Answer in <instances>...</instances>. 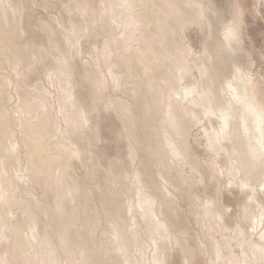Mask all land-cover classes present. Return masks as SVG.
<instances>
[{"label": "rangeland", "instance_id": "1", "mask_svg": "<svg viewBox=\"0 0 264 264\" xmlns=\"http://www.w3.org/2000/svg\"><path fill=\"white\" fill-rule=\"evenodd\" d=\"M77 1L0 12V264H264V0H173L200 19L180 29Z\"/></svg>", "mask_w": 264, "mask_h": 264}, {"label": "bare ground", "instance_id": "2", "mask_svg": "<svg viewBox=\"0 0 264 264\" xmlns=\"http://www.w3.org/2000/svg\"><path fill=\"white\" fill-rule=\"evenodd\" d=\"M3 1H4V2H3ZM3 1L0 0V2H2V5H1V3H0V6H1V7H0V12H2L4 15H6V14H7V13H6V12H7V10H6V8H7L6 6H7V4H6V6H3V5H4L3 3H5L6 0H3ZM28 1H29V0H28ZM42 1H43V0H42ZM79 1L81 2V0H78L77 2H79ZM82 1H83V0H82ZM85 1H86V0H84L83 3L86 5V2H85ZM87 1H88V0H87ZM118 1H119V0H118ZM120 1H121V0H120ZM125 1H126V0H125ZM132 1H134V0H132ZM132 1H131V2H132ZM136 1H138V0H136ZM140 1H141V0H140ZM142 1H143V0H142ZM142 1H141V2H142ZM149 1H150V0H149ZM149 1H147V2L149 3ZM162 1H163V2H166L167 4L162 3ZM171 1H173V0H170V1H168V0H151L150 3L153 5V7L155 6V8H157L156 6H158V4H159V6H161V8H160L161 10L159 11L160 13L158 12V9H156L157 12H158V20H157V21L160 20V22H161V23L159 22V25L161 24V25L165 26L164 24H165V21H166V22L169 23V25H170L171 27H172V25H176L175 27H178V28L180 29V28L186 26L185 24H187V23H186L187 21H190V22H192V23H194V21H196L197 23L200 22V19H197L196 17H191V18H194L195 20H191V19L187 20V19L190 18V17H189V16H188V18L186 17L188 14H187L186 16L184 15V14H185V13H186V12L192 7V5H193V3H194L195 1L192 2L193 0H192V1H191V0H184V3L187 4V7L190 6V8H189V9H186V10H185V8H184V10H183V7L181 6L182 4L179 5L181 8H180V7L177 8V7H178V4H177V3H172ZM179 1H180V0H179ZM199 1H200V0H199ZM34 2H35V1H34ZM106 2L108 3V1H106ZM110 2H111V0H110ZM114 2H115V1H114ZM127 2H128L129 4L131 3V2L128 1V0H127ZM127 2H126V3H127ZM138 2H139V1H138ZM138 2H137V3L135 2L134 4L137 5ZM176 2H177V0H176ZM180 2H181V1H180ZM180 2H178V3H180ZM197 2H198V1H197ZM201 2H202V1H200V3H201ZM6 3H7V2H6ZM27 3H28V2H27ZM29 3H30V2H29ZM117 3H118V2H117ZM123 3H124V2L122 1L120 5H122ZM128 3H127V4H128ZM181 3H183V1H182ZM84 4H83V5H84ZM87 4H88V3H87ZM124 4H125V3H124ZM127 4H125V5H127ZM132 4H133V2H132ZM132 4H130V5H132ZM139 4H140V2H139ZM139 4H138V5H139ZM141 4H142V3H141ZM160 4H161V5H160ZM194 4H195V3H194ZM13 5H14V4H13ZM94 5H95V4H94ZM94 5L92 6L93 9H95V10L98 11V10H99V9H97L98 7H97L96 5H95V6H94ZM107 5H108V4H107ZM120 5H118V6L120 7ZM136 5H135V8L137 7ZM144 5H146V4H144ZM152 5H151V6H152ZM195 5H196V4H195ZM200 5H201V4H200ZM235 5H236V4H235ZM17 6H18V5H17ZM78 6H79L78 9H79V8L82 7V4H81V7H80V5H78ZM86 6H87V7L89 6V8H90L89 10H93V9H91L92 7L90 6V4H89V5H86ZM86 6H84V7H82V8H85ZM141 6H142V5H141ZM12 7H13V6H12ZM102 7H104V6L102 5ZM106 7H107V6H106ZM133 7H134V5H133ZM133 7H132V9H133ZM76 8H77V5H76ZM99 8H100V7H99ZM114 8H115V6H114ZM130 8H131V6H130ZM130 8H129V9L127 8V10H130ZM137 8H139V7H137ZM144 8H145V6H143V9H144ZM146 8H147V9H146ZM146 8H145L146 13H148L147 10H149V11H152V14H151V12H149L148 14H146V13H145V10H144L143 14L139 12V14L136 13V15H139L138 18H141V17L144 16L143 19H144V21L147 23V29H148V26L150 25L149 23L151 22V19H150V20L147 19V18H148L147 16L153 17V16H152V15H153V9H151L152 7L149 8V6L146 7ZM148 8H149V9H148ZM7 9H8V8H7ZM21 9H22V8H21ZM101 9H103V8H101ZM110 9H111V8H110ZM191 9H192V8H191ZM191 9H190V10H191ZM197 9H198V8H197ZM74 10H75V9H74ZM82 10H83V9H82ZM89 10H88V11H89ZM104 10H105V9H104ZM122 10L125 11L126 8H124V9H122ZM137 10H138V9H137ZM76 11H77V10H76ZM79 11H80V10H79ZM79 11H77V12H79ZM84 11H86V9L83 10V12H84ZM8 12H9V10H8ZM18 12H19V11H18ZM81 12H82V11H81ZM95 12H96V11H95ZM99 12H100V10H99ZM117 12H118V11H117ZM122 12H123V11H122ZM129 12H130V11H129ZM155 12H156V11H155ZM155 12H154V14H155ZM179 12H180V13H179ZM192 12H193V11H192ZM199 12H200V11H199ZM72 13H74V12H72ZM75 13H76V12H75ZM84 13H85V12H84ZM84 13H82V14L84 15ZM86 13H88V12H86ZM92 13H94V11H93ZM92 13H90V14L92 15ZM112 13H113V12H112ZM114 13H116V12H114ZM177 13H179V14H177ZM187 13H188V12H187ZM193 13H194V12H193ZM3 14H0V16L3 15ZM79 14H80V12H79ZM90 14H88V15H90ZM98 14H99V13H98ZM131 14H134V13H131ZM145 14H146L147 16H146ZM149 14H151V15H149ZM159 14H160V15H159ZM195 14H196V13H195ZM195 14H193V15H195ZM4 15H3V16H4ZM18 15H19V14H18ZM93 15H94V14H93ZM93 15H92V16H93ZM101 15H102V14H101ZM101 15H100V17H101ZM128 15H129V14H128ZM156 15H157V14H156ZM156 15H155V17H157ZM73 16H74V14H73ZM77 16H78V15H77ZM92 16H91V18L94 17V16H93V17H92ZM106 16H107V15H106ZM195 16H196V15H195ZM4 17H5V16H4ZM18 17H20V16H18ZM18 17H17V18H18ZM80 17H81V16H80ZM82 17H86V16H82ZM95 17H96V14H95ZM100 17H99V18H100ZM124 17H126V15H125ZM135 17H136V16H135ZM155 17H153L154 20H156ZM8 18H9V17H8ZM8 18L6 17V19H5V18H4V19L7 20ZM70 18H71V16H70ZM91 18H90V19H91ZM101 18H102V17H101ZM108 18H109V17H108ZM121 18H122V17H120V19H121ZM133 18H134V16H130V15H129V16L126 17L125 19L127 20V22H131V23H132L133 20H134ZM198 18H199V17H198ZM201 18H202V17H201ZM4 19H3V21H4V23H6ZM14 19H15V18H14ZM90 19H89V21H90ZM135 19H137V18H135ZM143 19H142V20H143ZM87 20H88V19H87ZM126 20H125V21H126ZM154 20H152V21L155 22ZM169 20H171L172 22L169 21ZM1 21H2V18H0V26H2V23H3V21H2V22H1ZM8 21H9V20H8ZM12 21H13V20H12ZM119 21H120V20H119ZM135 21L137 22V20H135ZM144 21H143V22H144ZM10 22H11V21H10ZM17 22H18V20H17ZM84 22H85V21H84ZM127 22H126V23H127ZM138 22H140V21H138ZM4 23H3V25H4ZM15 23H16V22H15ZM85 23H86V22H85ZM90 23H91V22H90ZM90 23H89V24H90ZM95 23H96V22H95ZM100 23H101V22H100ZM146 23H145V24H146ZM172 23H174V24H172ZM192 23H191V24H192ZM7 24H8V23H7ZM7 24H6V25H7ZM11 24H13V23H11ZM16 24H17V23H16ZM134 24H135V23H134ZM134 24H133V26H134ZM138 24H139V23H138ZM140 24H141V22H140ZM194 24H195V23H194ZM85 25H86V24H85ZM90 25H91V24H90ZM96 25H97V24H96ZM120 25H121V23H120ZM161 25H160V26H161ZM187 25H188V24H187ZM9 26H11V25L9 24ZM24 26H25V25H24ZM87 26H88V25H87ZM5 27H6V26H5ZM13 27H14V26H13ZM18 27H19V26H18ZM142 27H143V26H142ZM145 27H146V26H145ZM156 27H157V26H156ZM10 28H11V27H10ZM90 28H91V27H90ZM1 29H2V27H1ZM5 29H6V28H5ZM5 29H4V30L2 29V30L5 32V31H6ZM13 29H14V28H13ZM126 29H128V28H126ZM132 29H133V28H130V32H131ZM136 29H137V27H136ZM159 29H160V28H159ZM161 29H162V28H161ZM173 29H174V28H173ZM10 30H12V28H11ZM10 30H9V31H10ZM14 30H15V29H14ZM85 30H86V28H85ZM142 30H143V29H142ZM154 30H155V29H154ZM7 31H8V30H7ZM88 31H89V30H88ZM88 31H87V32H88ZM147 31H148V30H147ZM161 31H162V30H161ZM4 32H3V34L6 35V33H4ZM38 32L40 33V31H38ZM38 32H37V33H38ZM81 32H82V31H81ZM84 32H85V31H84ZM123 32H124V31H123ZM123 32H122V33H123ZM156 32H157V30H156ZM140 33H141V32H140ZM142 33H143V31H142ZM9 34H10V33H9ZM11 34H12V32H11ZM14 34H15V32H14ZM17 34L20 35V34L18 33V30H17ZM17 34H16V35H17ZM23 34H25V33H23ZM41 34H42V33H41ZM124 34H125V33H124ZM124 34H123V35H124ZM128 34H129V33H127V35H128ZM159 34L162 35L163 33H160V32H159ZM7 35H8V34H7ZM12 35H13V34H12ZM39 35H40V34H39ZM123 35H122V37H123ZM13 36H14V35H13ZM13 36H12V37H13ZM83 36H84V35H83ZM85 36H86V35H85ZM132 36H133V35H132ZM6 37H7V36H6ZM8 37H10V36H8ZM14 37H15V36H14ZM14 37H13V38H14ZM15 38H16V37H15ZM130 38H131V37H130ZM3 39H4V36H3V38H2V41H3ZM7 39H8V38H7ZM9 39H11V38H9ZM110 39H111V38H110ZM122 39H123V38H122ZM125 39H126V38H125ZM234 39H235V38H234ZM234 39H233V41H235ZM16 40H17V39H16ZM127 40H128V39H127ZM226 40H227V41H228V40L230 41V40H232V39H226ZM7 41H8V40H7ZM13 41H14V40H13ZM233 41H231V42L233 43ZM3 42H4V41H3ZM8 42H10V41H8ZM111 42H112V41H111ZM121 42H122V41H121ZM231 42H229V44H230ZM5 43H6V40H5ZM122 43H123V42H122ZM6 44H7V43H6ZM11 44H12V43H11ZM30 44H31V43H30ZM125 44H126V43H125ZM2 45H3V44H2ZM14 45H15V43H14ZM14 45H13V46H14ZM227 45H228V44H227ZM8 46H9V45H8ZM112 46H113V45H112ZM118 46H119V45H118ZM125 47H126V46H125ZM224 47H225V46H224ZM127 48H128V47H127ZM2 49H4L6 52H8V51H7V47H6V49H5V48H2ZM103 49H104V48H103ZM117 49H119V48H117ZM8 50H9V48H8ZM10 50H11V48H10ZM18 50L20 51L19 47H18ZM104 50H105V49H104ZM0 51H2L1 48H0ZM14 51H15V46H14ZM3 52H4V51H2V52H0V53L2 54ZM20 52H21V51H20ZM117 52H118V51H117ZM119 52H120V51H119ZM178 52L181 53V54H179V55H182V53H183V55H182L183 57H181V58H182V59H181L182 61H181V63L179 62V65H182V66H180V69L178 70L179 78H178V76L175 77L176 80L180 79V80L177 81V82H180V81L185 77L186 72L190 71L189 68L185 65V63H188V61H186V57H187V55H189L190 53H188L187 49H186V48L184 49L183 47H181V48H180V51H178ZM4 53H5V52H4ZM13 53H15V52H13ZM13 53H11V56H12ZM17 53H18V52H17ZM112 53H113V52H112ZM105 54H106V53H105ZM119 54H120V53H119ZM5 55H6V54H5ZM13 55H14V54H13ZM7 56H8V55H7ZM9 56H10V55H9ZM9 56H8V57H9ZM11 56H10V57H11ZM103 56H104V55H103ZM4 57H6V56H4ZM4 57H3V58H4ZM13 57L15 58V57H16V54H15ZM118 57H119V56H118ZM161 57H163V55H162ZM161 57H160V58H161ZM177 57H178V56H177ZM216 57H217V56H216ZM16 58H17V57H16ZM16 58H15V60H16V62H17V61H18V60H17L18 58H17V59H16ZM20 58H21V57H20ZM21 59H22V58H21ZM176 59H178V58H176ZM187 59H188V58H187ZM10 60H11V59H10ZM64 60H65V59H64ZM64 60H63V61H64ZM174 60H175V59H174ZM174 60H173V61H174ZM189 60H190V59H189ZM178 61H179V60H178ZM178 61H177V62H178ZM10 62H11V61H10ZM16 62H15V64H16ZM189 62H190V61H189ZM65 63H66V61H65ZM73 63H74V62H73ZM15 64H14V66L17 65V64L15 65ZM70 64H71V63H70ZM162 64H164V63H162ZM188 64H189V66L191 65V63H188ZM168 66H169V65H168ZM173 66H174V65H173ZM11 67H12V66H11ZM14 68H16V67H14ZM75 68H76V67H75ZM176 68H177V67H176ZM190 68H191V66H190ZM12 69H13V68H12ZM16 69H17V68H16ZM14 70H15V69H14ZM15 71H17V70H15ZM168 73H169V72H168ZM168 73H167V74H168ZM170 73H171V72H170ZM13 74H14V73H13ZM175 74H176V73H175ZM187 74H188V73H187ZM66 75H67V74H66ZM165 75H166V73H165ZM169 75H170V74H169ZM169 75H168V76H169ZM173 75H174V73H173ZM166 76H167V75H166ZM170 76H171V75H170ZM175 76H176V75H175ZM3 77H5V76H3ZM3 77L1 76V82L3 81L2 79H4ZM7 77H8V76H6L4 80H7V79H8ZM242 77H243V76H242ZM6 78H7V79H6ZM164 78H165V77H164ZM167 78H168V77H167ZM167 78H166V79H167ZM169 79H170V77H169ZM167 80H168V79H167ZM167 80H165V82H166ZM173 80H174V79H173ZM176 80H175V81H176ZM108 81H109V80H108ZM171 81H172V80H171ZM171 81H170V82H171ZM162 82H164V81H162ZM165 82H164V83H165ZM168 82H169V80H168ZM168 82L166 83V86H167V84H169L168 86H169V88H170V91H173V93H174L173 96L176 95V100H177V99L180 100L179 98H183V99H184L185 96L187 97L188 95H191V94H192L191 88H190L189 86H187V85H183V84H182V86H178V87H174V86H172V87H171L170 85H172V84H171L170 82H169V83H168ZM173 82H174V81H173ZM182 82H184V81H182ZM98 83H99V82H98ZM247 83H248V82H247ZM0 84H1V83H0ZM162 84H163V83H162ZM174 84H177V83L175 82ZM102 85H103V84H101V86H102ZM0 86H1V85H0ZM98 86H99L100 88H102L100 85H98ZM166 86H165V84H164V86H160V87H162V90L159 89L160 87H159V88L156 87V89H157V90H156V93L154 92V94H156V96H157V95H158V90H160L161 95H160V94H159V95H160V97L163 96V97L161 98V101L166 100V99H167V98H166V97H167L166 94H169V93H167L168 90L165 88ZM191 86H192V85H191ZM235 86H236V85H235ZM173 87H174V88H173ZM100 88H99V89H100ZM153 88H154V87H153ZM175 88H176V89H175ZM236 89H237V88H236ZM250 89H251V88H250ZM154 90H155V89H154ZM241 90H242V89H241ZM94 91L96 92V89H95ZM69 92L71 93V90H70V89H69ZM246 92H247V91H246ZM250 92H251V95L254 96V90L251 89ZM97 94L99 95V93H97ZM171 94H172V92H171ZM171 94H170V95H171ZM159 95H158V96H159ZM165 96H166V97H165ZM248 96H249V95H248ZM248 96H246L247 103L251 106V103H252V100L254 99V97H252V96H249V97H248ZM155 98H157V97H155ZM158 98H159V97H158ZM158 98H157V101L155 100V102H157V103H158V100H159ZM165 98H166V99H165ZM173 98H174V97H173ZM173 98L170 97L169 100H166V102L164 101L165 103H164L163 106H162V108H163L164 110H163V109H162V110L160 109V110H161V111H160V117H162V119H164L165 122H166V121H171V120H173V115L177 116L178 118L181 117V116H180V113H176L177 110H175V106H174L176 100L173 99ZM181 100H182V99H181ZM181 100H180V102H181ZM182 101H183V100H182ZM155 102H153V103H154V105L157 106V103L155 104ZM176 102H177V101H176ZM158 104H159V103H158ZM252 104H253V103H252ZM42 106L45 107V103H44ZM250 106H249V107H250ZM253 106H254V104H253ZM30 108H31V107H30ZM255 110H256V109H254L253 111H255ZM118 112H119V114H122L121 111H118ZM177 112H178V111H177ZM256 112H257V111H256ZM254 113H255V112H254ZM177 114H178L179 116H178ZM250 114H251V113H250ZM255 115H257V114L255 113ZM257 116H259V115H257ZM260 116H261V115H260ZM260 116H259V117H260ZM255 117H256V116H255ZM259 117H258V118H259ZM179 119H180V118H179ZM255 119H256V118H255ZM259 120H260V119H259ZM259 123H260V122H259ZM258 125H259V124H258ZM260 131H262V130H261V126H260ZM230 132H231V131H230ZM231 134H232V133H231ZM260 135H261V137L263 138V140H261L260 144L262 143V145H264V136H263V132H260ZM229 136H230V135H229ZM251 140H252V139H251ZM251 142H252V141H251ZM253 142H254V139H253ZM253 142H252V143H253ZM161 145H162V144H161ZM162 146H163V145H162ZM162 146H160L161 149H162ZM161 151L164 152L163 149H162ZM76 153H78V152H76ZM76 153H73V155L75 156ZM164 153H165V152H164ZM164 153H162L163 156H166V155H164ZM9 184H10V183H9ZM165 185H166V184H165ZM0 189H1V191H4V190H2V189H3L2 186H1ZM158 189L160 190V188H158ZM161 189H162V188H161ZM162 190H163V189H162ZM161 192H164V191H161ZM1 194H2V193H1ZM1 194H0V195H1ZM164 196H165V195H164ZM148 200H149V199H148ZM148 213H149V212H148ZM148 213H147V214H148ZM147 216H148V215H147ZM149 216H150L151 218H153V214H152L151 211H150V215H149ZM154 219H155V218H154ZM158 220H159V221H157V226H159V229L161 230L160 232H162V231H163V228H164V226H163L164 223L162 222L163 220H161V221H160V219H158ZM169 222H170V221H169ZM170 223H171V222H170ZM165 224H166V223H165ZM166 226H167V225H165V228H167ZM165 228H164V229H165ZM156 229H157V227H156ZM148 231H149V230H148ZM154 231H155V230H154ZM131 233H132V232H131ZM155 235H156V234H155ZM154 244H155V243H154ZM28 245H29V248H31L30 243H29ZM224 246H225V245H224ZM154 247H155V246H154ZM228 247H229V246H228ZM216 248H217V247H216ZM221 250H222V249H221ZM184 251H185V250H184ZM217 251H218V249H217ZM227 251H228V250H227ZM215 252H216V251H215ZM218 252H219V251H218ZM186 253H187V252H186ZM234 255H235V254H234ZM217 256L219 257V254L216 255V258H217ZM228 256H229V255H228ZM231 257H232V256H231ZM186 258H187V257H186ZM188 258H189V257H188ZM223 258H224V257H223ZM233 258H234V257H233ZM225 259H226V258H225ZM228 259H229V258H228ZM154 260H155V259H154ZM244 260H245V259H244ZM126 261H127V260H126ZM164 261H165V260H164ZM187 261H188V260H187ZM245 261H246V260H245ZM220 262H221V261H220ZM240 262H241V261H240ZM226 263H227V262H226ZM233 263H234V262H233Z\"/></svg>", "mask_w": 264, "mask_h": 264}, {"label": "snow or ice", "instance_id": "3", "mask_svg": "<svg viewBox=\"0 0 264 264\" xmlns=\"http://www.w3.org/2000/svg\"><path fill=\"white\" fill-rule=\"evenodd\" d=\"M236 37V29L235 27H229L227 34H226V38L227 39H233Z\"/></svg>", "mask_w": 264, "mask_h": 264}]
</instances>
